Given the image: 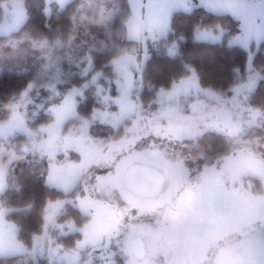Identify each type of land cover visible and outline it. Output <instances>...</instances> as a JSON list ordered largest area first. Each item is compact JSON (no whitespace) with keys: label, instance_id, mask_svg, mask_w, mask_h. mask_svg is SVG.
I'll return each instance as SVG.
<instances>
[{"label":"rangeland","instance_id":"obj_1","mask_svg":"<svg viewBox=\"0 0 264 264\" xmlns=\"http://www.w3.org/2000/svg\"><path fill=\"white\" fill-rule=\"evenodd\" d=\"M73 2H78L74 12L76 19L75 23L72 21L70 37L64 41L41 37L29 29L19 37L15 35L28 22L31 16L28 11L34 10V14L44 13L45 6L52 8V14L61 10L57 0H52L50 5H46V0H24L26 19L19 31L10 30L5 20L4 6L12 9L14 0L0 3V38L3 40L0 47V79L5 73L31 75L32 83L35 85L25 100L21 101L18 97L14 101L19 105L15 109V116L11 107L4 108L0 105V147H4L0 152V168L7 169L6 176L0 181L5 185L0 190V209L5 210L0 227L5 233V242L8 228L13 224L6 220L7 211L3 207L2 195L8 187L7 177L16 162L22 161L31 167L33 177L44 181L47 186L58 190L65 197L50 203L52 206L48 208V213L52 214L53 219L48 222L45 236L36 237L31 249L23 245L25 251L17 256L27 255L33 259H45L48 264L50 261L53 264H89L90 255L96 254H91L87 250L81 253H77L76 249L65 251L57 243L59 238L79 233L73 230L78 229L75 222L64 224L57 222L67 206H74L83 217L90 219L81 211L77 198L83 196L85 186L91 188L94 185V176L98 169H92L73 182L75 171L71 165L81 160V150L87 151L90 160L100 159L102 156L118 157L127 141L138 138L150 126L139 113L141 111L150 113L156 106H159L160 110H167L174 108L177 103L187 107L194 102L198 115L227 127L233 133L231 139L223 135L217 136L226 142L228 151L224 155H215L211 148L206 150L198 142L192 146L193 154L199 156L202 153L204 158L197 159L193 167L200 168L204 164H217V167H220L224 163L222 157L232 152L238 156L233 162V171L238 177V183H243L245 188L251 190L264 191V163H257L264 155V112L248 104L249 97L262 79L259 73H252L245 84L235 88L231 99L223 98L214 92H197L196 89L184 95L173 87L164 90L163 95L159 94L160 90L157 91L155 102L151 104H145L140 95L141 90L148 87L145 67L152 49L156 46L158 48L159 44L169 39L173 15L179 12L203 9L207 13L219 16L226 15L221 12L224 8L246 12L250 19L249 43L246 46L242 43L246 33L241 31L240 21L231 16L238 22L239 27L238 33L230 38L229 45L241 47L249 53L251 71L253 50L264 41V26L252 23L251 20L256 15L264 13V0H248L247 7H244L240 0H157L158 17L167 16L171 9L170 27L165 32L157 29L154 34L141 33L138 40L128 39V29L125 25L133 16V8H139L140 0H70L67 5ZM80 5H83V8L77 11ZM102 13L104 16L112 13V19L105 23ZM230 31L221 27L218 32L201 30L195 33L194 40L211 44L222 43ZM258 35L260 38H257ZM216 37L219 39H215ZM45 38L47 44L41 47L40 44ZM234 40L241 42L230 44ZM145 41L147 60L144 58ZM125 53L128 57H125ZM95 54H113L114 59L119 61V66L112 64L110 71L95 74L92 82L85 83L87 88H84V84L73 93V81L93 70L92 58ZM177 54L176 49L169 50L170 56ZM176 85L178 88L182 87L180 81ZM88 87L90 92L87 95L100 106L86 118L77 109ZM118 87L120 91L130 94V100L123 101V116L120 109L114 107V101L109 96L110 90L112 95L119 96ZM149 90L154 91L151 88ZM69 96L75 108H72L71 104L65 105L64 102ZM204 105L208 106L209 113L205 112ZM213 105L216 106L214 112L211 111ZM225 106L227 113L224 111ZM97 125L105 127L102 131L110 132L111 139L94 134L93 127ZM118 132L120 135L115 138L114 134ZM210 134L213 133L209 132L203 138ZM49 154H53L54 159H50ZM50 163L56 164L60 170L58 178L52 182L48 181ZM231 240V237H225L223 244L227 245ZM216 247L215 244L209 246L207 253L209 259ZM96 264H99L98 259Z\"/></svg>","mask_w":264,"mask_h":264},{"label":"snow or ice","instance_id":"obj_2","mask_svg":"<svg viewBox=\"0 0 264 264\" xmlns=\"http://www.w3.org/2000/svg\"><path fill=\"white\" fill-rule=\"evenodd\" d=\"M69 2L57 0L61 10ZM240 2L247 7L248 0ZM51 3L52 0H46V5ZM4 7L10 30L19 31L26 19L24 0H14L12 9ZM82 8L80 5L77 11ZM221 12L240 21L241 31L246 33L242 43L246 46L251 39L249 16L244 11L228 8ZM44 13L51 16L52 8L45 6ZM170 18L171 9L167 16L158 17L157 0H140L139 8H133V16L125 25L128 39L138 40L141 33L154 34L157 29L165 32L170 27ZM75 19L73 15V23ZM102 19L107 23L112 13L107 16L102 13ZM251 22L264 26V13L256 15ZM237 42L241 41L234 40L230 44ZM46 44L47 38L40 46ZM124 55L128 57L127 53ZM144 58L148 59L146 41ZM112 64L118 67L119 61L114 59ZM190 72V76L181 79L182 87L174 83L173 88L184 95L190 94L192 89L212 92L202 88L195 68H190ZM34 86L30 82L19 93L21 101ZM117 90L120 91L119 87ZM72 91L75 93L78 88ZM159 94H165L164 89H160ZM109 96L123 116V101L130 100V94L120 91L116 96L110 90ZM15 100L13 96L9 104L14 116L19 107ZM64 103L75 108L71 96ZM203 107L209 113L208 106ZM215 110L213 105L211 111ZM224 111L227 113V106ZM139 115L150 126L138 138L127 141L118 157L90 160L87 151L81 150V160L71 165L75 171L73 182L98 169L94 185L85 186L83 196L77 198L81 211L90 217L87 224L73 229L80 235L72 244L77 253L87 250L96 254L90 255L89 264H96L97 259L99 264H264V191L251 190L238 183L233 171V162L238 156L232 152L222 157L224 163L220 167L217 164L193 167L197 159L204 158L202 153L193 154L192 146L199 139L209 132L231 139L233 133L224 125L198 115L194 102L187 107L177 103L167 110L156 106L150 113L141 111ZM100 150L103 152L102 148ZM49 157L54 159L53 154ZM257 163H264V155ZM59 171L56 164L50 163L48 181L56 180ZM6 174L7 169L0 168V181ZM4 186L0 183V190ZM51 206L49 203L45 208V229L53 219L47 211ZM4 211L0 209V221ZM225 237L232 238L227 245L223 244ZM213 244L217 247L209 259L208 249ZM24 251L19 229L10 226L5 242V233L0 227V264Z\"/></svg>","mask_w":264,"mask_h":264},{"label":"trees","instance_id":"obj_3","mask_svg":"<svg viewBox=\"0 0 264 264\" xmlns=\"http://www.w3.org/2000/svg\"><path fill=\"white\" fill-rule=\"evenodd\" d=\"M6 0H0L4 3ZM8 1V0H7ZM78 2L67 5L63 10L54 12L51 16L40 12L34 14V10L28 11V22L16 33L27 32L28 29L41 37L67 40L71 35L72 17ZM231 30L226 34L222 43L211 44L196 42L195 33L201 30L218 32L219 28ZM239 24L231 16H219L205 12L203 9H195L191 12H179L173 15L169 39L156 47H153L151 57L146 63L145 75L147 88L141 90V99L145 104L155 102L156 92L160 89L169 90L173 84L191 75L190 68H195L199 76L202 88L211 89L217 95L228 98L233 96L232 91L245 84L252 73H259L261 81L255 92L249 97L250 107L264 112V41L253 50L252 70H249V53L241 47L230 46L229 40L238 33ZM0 38V47L2 43ZM176 49L177 55L170 56L169 50ZM113 54H95L92 58L94 68L88 74L79 76L73 81L72 87L82 88L85 83L92 82L95 74L110 71ZM32 76H18L15 73H5L0 79V105L8 108L13 102V96L19 97V93L27 85L32 83ZM90 84V83H89ZM90 87V86H89ZM84 92V97L78 106V112L89 118L92 111L100 105L88 96L90 90ZM154 89L151 91L149 89ZM114 90V88H113ZM89 98H88V97ZM94 134L101 138L111 139L105 127L97 125L93 127ZM94 131V130H93ZM120 135V132L114 136ZM11 142V141H10ZM199 144L215 155H224L228 151V145L215 134H210L199 140ZM3 147V146H2ZM0 147V152L4 148ZM1 158V153H0ZM6 159V157L4 158ZM8 175V187L2 195V203L6 209V220L19 229V239L25 247L31 249L36 237H43L47 229L45 208L49 203L65 198L62 194L31 175V167L22 161L16 162ZM48 211V210H47ZM89 218L83 217L74 206H67L64 214L57 220L59 224L75 222L78 228L87 224ZM80 235L72 234L58 239V245L65 251L74 250V239ZM3 264H48L45 259H33L29 256L10 257Z\"/></svg>","mask_w":264,"mask_h":264}]
</instances>
